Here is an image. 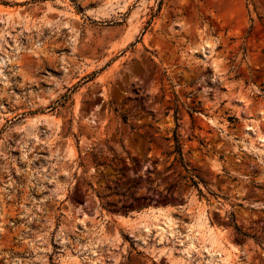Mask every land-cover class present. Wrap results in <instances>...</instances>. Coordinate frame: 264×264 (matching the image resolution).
Masks as SVG:
<instances>
[{"label":"rangeland","instance_id":"obj_1","mask_svg":"<svg viewBox=\"0 0 264 264\" xmlns=\"http://www.w3.org/2000/svg\"><path fill=\"white\" fill-rule=\"evenodd\" d=\"M159 1L0 0V264H264V0Z\"/></svg>","mask_w":264,"mask_h":264},{"label":"trees","instance_id":"obj_2","mask_svg":"<svg viewBox=\"0 0 264 264\" xmlns=\"http://www.w3.org/2000/svg\"><path fill=\"white\" fill-rule=\"evenodd\" d=\"M161 5H162V0H160V1L158 2V7H157V9H156V13H158V12L160 11ZM155 15H156V14H155ZM155 15H152L151 19H153V18L155 17ZM149 24H150V21L147 22V26L143 29V32L141 33V35H143V33L145 32V30L147 29V27L149 26ZM108 65H109V64H106V66H108ZM95 74H96L95 72L92 73L90 77H94ZM65 98H67V96H62V99H65Z\"/></svg>","mask_w":264,"mask_h":264},{"label":"bare ground","instance_id":"obj_3","mask_svg":"<svg viewBox=\"0 0 264 264\" xmlns=\"http://www.w3.org/2000/svg\"><path fill=\"white\" fill-rule=\"evenodd\" d=\"M156 222L159 224L160 220L157 219V217L155 218ZM161 224H163V222H160ZM166 224V223H165ZM160 230H164L163 228L160 227Z\"/></svg>","mask_w":264,"mask_h":264}]
</instances>
